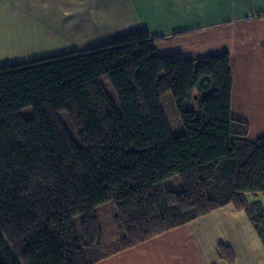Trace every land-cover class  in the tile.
<instances>
[{"label":"trees","instance_id":"obj_1","mask_svg":"<svg viewBox=\"0 0 264 264\" xmlns=\"http://www.w3.org/2000/svg\"><path fill=\"white\" fill-rule=\"evenodd\" d=\"M153 41L139 28L0 67V264H93L86 250L103 242L95 210L105 202L118 228L97 261L228 205L264 245V135L249 137L230 114L229 54L160 56ZM166 92L177 134L160 105ZM175 175L181 190L163 188ZM216 255L235 264L224 243Z\"/></svg>","mask_w":264,"mask_h":264},{"label":"crops","instance_id":"obj_2","mask_svg":"<svg viewBox=\"0 0 264 264\" xmlns=\"http://www.w3.org/2000/svg\"><path fill=\"white\" fill-rule=\"evenodd\" d=\"M30 24L51 22L50 49L68 54L145 28L155 52L200 59L226 51L232 78L230 114L249 137L264 135V0H0ZM54 57V56H51ZM242 229V231H239ZM232 248L235 264H262L264 245L244 212L221 207L182 227L93 264H227L218 244ZM262 244V246H261ZM93 251V250H92ZM95 252V251H94Z\"/></svg>","mask_w":264,"mask_h":264},{"label":"rangeland","instance_id":"obj_3","mask_svg":"<svg viewBox=\"0 0 264 264\" xmlns=\"http://www.w3.org/2000/svg\"><path fill=\"white\" fill-rule=\"evenodd\" d=\"M55 26L51 22L43 21L39 25L30 24L27 22V18L21 15L17 16L11 12L9 6L2 5L0 3V67L8 66L9 64L21 65L24 63L33 62L36 60H43L47 57L57 56L59 53H66L65 47H58L56 49H50L49 46H56V44H49L50 40L44 39V41L38 39L44 36H50L52 39L55 34ZM101 83L103 84L107 95L116 101V95L111 87L110 83L106 80V77L101 78ZM172 95L170 92H166L161 98L160 105L166 117L169 120V126L173 134L179 133L183 128L180 122L177 123L178 128H176V117L169 114L173 112L172 107L174 105L170 101ZM31 109L29 107L23 108L22 116L30 117L32 115ZM61 116L65 123L66 114L61 112ZM162 187L166 190H174L176 192L181 190V181L179 176L170 177V179L162 181ZM96 215H98L99 225L102 229V239L103 242L98 251L90 250L87 253V260L101 255L102 251L108 247L109 241L114 231L117 230L118 226L114 222V207L113 203L105 202L99 205L95 210ZM81 215H76L74 218V227L76 228V233L81 235ZM242 231V229H239ZM262 246V244H261ZM89 250V249H88ZM262 264H264V259H261Z\"/></svg>","mask_w":264,"mask_h":264}]
</instances>
